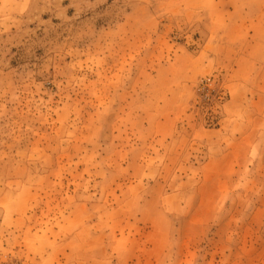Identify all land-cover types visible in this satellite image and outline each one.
<instances>
[{"label":"rangeland","instance_id":"374dc122","mask_svg":"<svg viewBox=\"0 0 264 264\" xmlns=\"http://www.w3.org/2000/svg\"><path fill=\"white\" fill-rule=\"evenodd\" d=\"M1 3L0 264H264V0Z\"/></svg>","mask_w":264,"mask_h":264},{"label":"crops","instance_id":"0c3cea01","mask_svg":"<svg viewBox=\"0 0 264 264\" xmlns=\"http://www.w3.org/2000/svg\"><path fill=\"white\" fill-rule=\"evenodd\" d=\"M17 1H18V0H17ZM1 2H2V0H0V6L3 5ZM15 6H18V2H17V3L15 2ZM96 221L98 222V219H97Z\"/></svg>","mask_w":264,"mask_h":264},{"label":"built area","instance_id":"2783aa9c","mask_svg":"<svg viewBox=\"0 0 264 264\" xmlns=\"http://www.w3.org/2000/svg\"><path fill=\"white\" fill-rule=\"evenodd\" d=\"M16 264V263H15Z\"/></svg>","mask_w":264,"mask_h":264}]
</instances>
